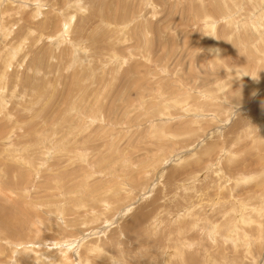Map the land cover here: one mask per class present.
Listing matches in <instances>:
<instances>
[{
  "label": "rangeland",
  "instance_id": "obj_1",
  "mask_svg": "<svg viewBox=\"0 0 264 264\" xmlns=\"http://www.w3.org/2000/svg\"><path fill=\"white\" fill-rule=\"evenodd\" d=\"M7 1L0 264H264V0Z\"/></svg>",
  "mask_w": 264,
  "mask_h": 264
},
{
  "label": "bare ground",
  "instance_id": "obj_2",
  "mask_svg": "<svg viewBox=\"0 0 264 264\" xmlns=\"http://www.w3.org/2000/svg\"><path fill=\"white\" fill-rule=\"evenodd\" d=\"M0 1H1V0H0ZM6 1H7V0H6ZM15 1H16V0H15ZM7 2H8V1H7ZM1 4H2V3H1ZM1 4H0V5H1ZM23 8H24V7H23ZM67 18H68L69 21H71V18H72L71 14H67ZM65 20H66V19H65ZM36 23H37V22H36ZM10 24H11V23H10ZM66 24H67V23H66ZM66 26H68V25H66ZM208 26H212V23H208ZM1 27H2V26H1ZM66 28H67V27H66ZM4 31H5V30H4ZM2 36H3V35H2ZM6 36H7V35H6ZM26 36H27V35H26ZM2 39H3V38H2ZM17 39H18V38H17ZM75 45H76V44H75ZM75 45H74V46H75ZM76 47H77V46H76ZM14 48H15V47H14ZM18 50H19V49H18ZM10 51H11V50H10ZM19 51H20V50H19ZM19 51H18V52H19ZM212 51H213V50H212ZM8 53H9V52H8ZM8 53H7V54H8ZM13 53H14V52H13ZM13 53H12V54H13ZM9 55H10V54H9ZM5 57H6V56H5ZM8 58H9V57H8ZM6 59H7V58H6ZM8 60H9V59H8ZM7 64H8V63H7ZM4 74H5V73H4ZM252 82H253V81H252ZM156 130H157V129H156ZM241 219H242V222H246V223H247V222H250L249 219H246V218H244V217L241 218ZM72 243H73V242H72Z\"/></svg>",
  "mask_w": 264,
  "mask_h": 264
}]
</instances>
